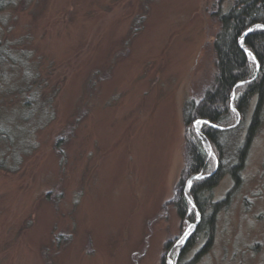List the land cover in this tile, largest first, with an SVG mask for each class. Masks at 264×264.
Masks as SVG:
<instances>
[{"label": "rangeland", "instance_id": "374dc122", "mask_svg": "<svg viewBox=\"0 0 264 264\" xmlns=\"http://www.w3.org/2000/svg\"><path fill=\"white\" fill-rule=\"evenodd\" d=\"M232 1L1 5L0 264H264V107L238 182L203 193L205 213L219 202L211 239L191 193L218 162L196 132L207 118L189 128L212 166L187 184L186 105L214 82ZM230 96L224 164L255 108Z\"/></svg>", "mask_w": 264, "mask_h": 264}, {"label": "trees", "instance_id": "16d2710c", "mask_svg": "<svg viewBox=\"0 0 264 264\" xmlns=\"http://www.w3.org/2000/svg\"><path fill=\"white\" fill-rule=\"evenodd\" d=\"M10 1L0 0V8L3 3L7 4ZM216 15L220 28L214 42L217 70L214 82L198 102L190 101L186 105L185 123L189 158L187 168L189 172L196 174L202 171L206 174L212 166L201 139L195 130L189 128V126L192 127L196 117L207 118L215 125L223 127L233 123V116L229 109L233 89L236 90L237 109L242 115L246 113L250 101H255V108L246 139L238 151L236 150L235 155L230 154L231 158L236 160L231 161L230 164H224L223 156L226 151L225 136L230 130L219 129L207 123L202 126L201 130L218 154V162L216 168L209 171L207 176L194 180L191 193L203 216L198 225V232L205 233L208 239H211L215 233L216 210L219 202L211 204L210 212L205 213L211 198L204 197L203 193L205 190L210 191L225 173L232 175L238 182L250 141L261 124V112L264 107V27H254L245 35V32L255 25L264 26V0H233L226 10L218 9ZM244 48L249 50L250 54L253 53L257 60L252 61ZM182 200L179 213L184 212L188 206L187 200L184 198ZM192 240L193 238L189 240L187 246ZM182 259L181 256L180 262Z\"/></svg>", "mask_w": 264, "mask_h": 264}, {"label": "water", "instance_id": "95a60500", "mask_svg": "<svg viewBox=\"0 0 264 264\" xmlns=\"http://www.w3.org/2000/svg\"><path fill=\"white\" fill-rule=\"evenodd\" d=\"M257 26L264 27L263 25H255V26L249 28V29L245 32V35L248 34V33H249L254 27H257ZM244 49H245V48H244ZM245 51L248 52V53H250V51L247 50V49H245ZM252 56H253V58H254L255 60H257L256 57H255V55L252 54ZM240 83H241V82H240ZM202 123H208L209 125H211V126H213V127H216V128H219V129H224V127L217 126V125H215L214 123L210 122L208 119H198V120H196L195 123H194L195 126H196V132L198 133V135L200 136V138L203 140V142L207 145V147H209L210 151L212 152L211 143H210L209 139L207 138V136H206V135L203 133V131L201 130V124H202ZM196 177H198L197 174L192 175V176L187 180V184H189L190 181H191L193 178H196ZM191 202H193L192 199H191ZM193 203H194V202H193Z\"/></svg>", "mask_w": 264, "mask_h": 264}, {"label": "bare ground", "instance_id": "6f19581e", "mask_svg": "<svg viewBox=\"0 0 264 264\" xmlns=\"http://www.w3.org/2000/svg\"><path fill=\"white\" fill-rule=\"evenodd\" d=\"M191 227H192V226H190V228H189V232H190V231H191V229H192Z\"/></svg>", "mask_w": 264, "mask_h": 264}]
</instances>
